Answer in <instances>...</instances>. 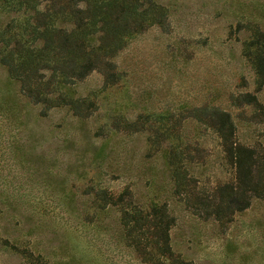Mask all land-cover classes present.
<instances>
[{
	"label": "rangeland",
	"instance_id": "374dc122",
	"mask_svg": "<svg viewBox=\"0 0 264 264\" xmlns=\"http://www.w3.org/2000/svg\"><path fill=\"white\" fill-rule=\"evenodd\" d=\"M123 2L140 24L111 56L113 80L94 68L53 82L81 102L78 117L71 105L34 103L3 61H16L17 41L34 44L35 16L48 20L51 0H0V264H137L116 235L120 204L100 208L97 188L128 190L143 209L165 201L171 248L194 264H264V198L222 225L193 212L197 197L234 178L214 107L238 143L264 152V0ZM170 147L185 175L178 187L162 156Z\"/></svg>",
	"mask_w": 264,
	"mask_h": 264
},
{
	"label": "trees",
	"instance_id": "16d2710c",
	"mask_svg": "<svg viewBox=\"0 0 264 264\" xmlns=\"http://www.w3.org/2000/svg\"><path fill=\"white\" fill-rule=\"evenodd\" d=\"M123 1L126 0H107L100 4L93 0L81 6L79 0H51L50 18L44 19L40 11L35 16L33 29L37 31V39H33L34 44L24 47L17 41L20 53L16 61L3 59L8 70L21 81L22 92L31 96L34 103H43L47 108L71 105L73 115L85 117L81 102L53 88V82L59 78L57 82H71L94 68L101 71L106 82L113 80L115 64L111 56L120 45L122 35L140 24L139 16L129 13ZM44 70L48 73L45 78ZM256 71L264 78V55L257 58ZM43 113L42 110L39 115ZM210 114L218 124L222 150L234 168V178L217 184L210 198L197 197L193 212L211 217L222 225L230 222L236 212L247 208L253 197L264 198V152L257 158L251 147L234 139V127L227 111L214 107ZM126 127L141 128L135 121L127 123ZM162 156L172 182L178 187L185 179L177 166L178 152L170 147L163 150ZM128 193L124 190L113 196L97 188L93 198L99 201L100 208L120 204L116 235L132 249L137 264H194L171 248L169 230L175 217L167 210L165 201L152 202L149 208L143 209L129 201L125 196ZM85 215L88 220L96 216ZM225 251L226 255L234 257L233 248L227 245ZM240 256L245 260L250 253L242 252Z\"/></svg>",
	"mask_w": 264,
	"mask_h": 264
}]
</instances>
